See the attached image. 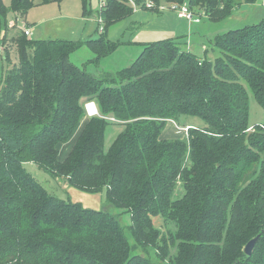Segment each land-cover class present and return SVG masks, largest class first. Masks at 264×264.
Returning <instances> with one entry per match:
<instances>
[{
    "label": "trees",
    "instance_id": "1",
    "mask_svg": "<svg viewBox=\"0 0 264 264\" xmlns=\"http://www.w3.org/2000/svg\"><path fill=\"white\" fill-rule=\"evenodd\" d=\"M34 1L0 0V264H264V122L249 130L251 93L264 110V21L217 35L204 59L163 39L129 66L94 74L71 61V40L9 35L10 13L24 17ZM256 1L167 0L214 22ZM132 12L129 0L101 7L104 29L88 41L95 64L116 48L110 26ZM91 100L100 115H86ZM183 116L205 125L163 138ZM110 122L123 129L106 151ZM27 162L105 190L114 211L52 194Z\"/></svg>",
    "mask_w": 264,
    "mask_h": 264
},
{
    "label": "rangeland",
    "instance_id": "2",
    "mask_svg": "<svg viewBox=\"0 0 264 264\" xmlns=\"http://www.w3.org/2000/svg\"><path fill=\"white\" fill-rule=\"evenodd\" d=\"M4 1L7 6L10 7L12 5V0ZM101 3L102 0H87L86 3L85 0H35L27 14L24 17H20L27 25L33 27L32 34L30 35L33 39L61 38L79 44V47L71 53L70 59L79 67L86 68L88 72L94 74L102 72L115 73L136 60L146 43L163 39H173L181 43L183 36L187 33L183 29L185 28V21L187 23L189 21L180 17L177 12L184 3L175 4L178 6L177 9H174V4L167 2V0H160L159 3L154 0H142L141 3L136 1V6H132L133 12L111 25L108 29L107 38L116 44V48L107 56L102 57L100 63L97 65L94 62L98 56L97 52L88 45V41L97 38L103 28V24L100 23ZM146 4H153V7L147 8L145 6ZM236 8L238 9L233 11L232 16L219 22L211 21L207 19L208 17L206 18L203 15L196 14L193 25L198 26L195 27V30H202L205 27L210 29L217 28L222 32L220 34H224L229 30L254 26L264 21V0H257L254 4L243 2ZM9 19L10 21L15 20V13L11 12ZM197 19L201 23L196 22ZM172 29L180 30L181 32L175 37L173 36ZM16 32H18V29L12 28L10 36ZM183 39H187V37ZM7 45L12 48V63L18 62L14 43L11 44L9 42ZM4 48L1 47L0 49V83L3 71L2 56ZM263 122L264 110L251 93L250 127L256 128L258 125H263ZM189 124L204 126L205 122L198 117L190 116H183L177 122L170 120L162 136L163 138L182 137L184 135L180 127H186ZM122 129L123 125L110 122L106 129V151L110 149ZM172 129L173 133L170 132ZM76 137L77 133L72 137L70 143L73 144ZM25 167L49 192L60 198L72 202H80L86 207L99 210L105 209L106 207L111 208L108 206L105 190L99 193H89L72 186L68 179L63 176L54 177L50 175L40 169L35 163L27 162L25 163ZM182 192L183 189L180 186L177 195H180ZM111 210L114 211L112 208ZM159 219L157 217L155 222L159 227L161 225L164 231L174 228L172 223H166L164 220ZM122 220L124 224L130 225L132 223L131 214L128 212L123 213Z\"/></svg>",
    "mask_w": 264,
    "mask_h": 264
},
{
    "label": "crops",
    "instance_id": "3",
    "mask_svg": "<svg viewBox=\"0 0 264 264\" xmlns=\"http://www.w3.org/2000/svg\"><path fill=\"white\" fill-rule=\"evenodd\" d=\"M236 9H238V8H235V10ZM194 11H196V10H194ZM232 14L230 16H232ZM207 19H209V18H207ZM193 22H194V20L191 22L189 21L188 23L185 21V28L183 29V31H187V33L183 36V38L187 37V39L182 38L181 43H179L178 41L177 42L179 43L181 49L191 51V52L195 53L200 59H204L207 56V50L209 49V44L211 43V40H213L217 35H220V33H222V32H220L221 30H219L217 28L216 29H214V28L210 29V28H206V27H205V29H202V30H195V27H197L198 25H193L194 24ZM196 22L201 23L200 20H197ZM32 31H33V27H32ZM172 31L174 33L173 36H175V37H177L181 32L180 30L177 31L175 29H172ZM9 35H10V33H9ZM173 129L170 130L171 133H173L172 132Z\"/></svg>",
    "mask_w": 264,
    "mask_h": 264
},
{
    "label": "built area",
    "instance_id": "4",
    "mask_svg": "<svg viewBox=\"0 0 264 264\" xmlns=\"http://www.w3.org/2000/svg\"><path fill=\"white\" fill-rule=\"evenodd\" d=\"M131 6H134L136 1L135 0H129ZM106 5V0H102V3H101V7L102 6H105ZM136 6V5H135ZM147 8H151L153 7V4H146L145 5ZM177 6L178 5H175L174 4V9H177ZM100 7V9H101ZM177 12L179 13V16L184 18V19H187L188 21H193L195 19V15L196 14H200V15H203L205 16L204 13L202 12H196L194 11L193 9L190 8V6L188 5V3H184L181 8L179 10H177ZM16 19L15 20H12L10 21L9 23V26L11 28H16L18 29L19 31L25 33L27 36H30L32 34V27L27 25L24 20L20 17L19 14H16ZM199 20V19H197ZM20 21V23H19ZM100 23L103 24V28H104V19L102 17V15H100ZM103 28L101 29V32L103 31ZM85 110H86V115L88 117H93V116H97V115H100V112H99V109H98V106L96 104L95 101L91 100V101H88L85 103ZM113 119V118H112ZM189 128V126L186 127V130ZM255 128L253 127H250L249 130L250 131H253Z\"/></svg>",
    "mask_w": 264,
    "mask_h": 264
},
{
    "label": "water",
    "instance_id": "5",
    "mask_svg": "<svg viewBox=\"0 0 264 264\" xmlns=\"http://www.w3.org/2000/svg\"><path fill=\"white\" fill-rule=\"evenodd\" d=\"M260 235H257L256 237L252 238L245 246L244 251L247 255H252L253 250L255 248V245L259 239Z\"/></svg>",
    "mask_w": 264,
    "mask_h": 264
}]
</instances>
